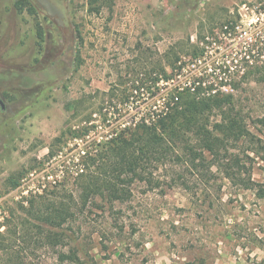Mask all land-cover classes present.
Wrapping results in <instances>:
<instances>
[{
	"label": "rangeland",
	"instance_id": "374dc122",
	"mask_svg": "<svg viewBox=\"0 0 264 264\" xmlns=\"http://www.w3.org/2000/svg\"><path fill=\"white\" fill-rule=\"evenodd\" d=\"M250 53L264 63V0H0V220L75 189L80 157L139 121L158 87L234 75L238 89L220 88L264 120V85L243 76ZM176 169L160 167L129 201H78L63 231L83 264H264V198L218 171L187 189ZM253 178L264 182V160Z\"/></svg>",
	"mask_w": 264,
	"mask_h": 264
},
{
	"label": "trees",
	"instance_id": "16d2710c",
	"mask_svg": "<svg viewBox=\"0 0 264 264\" xmlns=\"http://www.w3.org/2000/svg\"><path fill=\"white\" fill-rule=\"evenodd\" d=\"M249 56L252 63L242 58L249 65L244 78L264 85V63L254 53ZM162 72L175 80L164 67ZM233 76H193L164 91L158 87L157 104L139 121L111 127L103 141L80 157L75 189L45 191L5 209L0 264H83L63 231L76 215L78 201L83 206L98 198L129 201L134 185L154 187L155 171L167 164L178 165L172 182L187 189L192 183L209 184L218 171L264 198V182L253 178L256 160H264V138L253 127L261 119L245 115L235 94L220 88L238 89ZM21 80L25 86L34 82L28 76Z\"/></svg>",
	"mask_w": 264,
	"mask_h": 264
},
{
	"label": "flooded vegetation",
	"instance_id": "af4514ba",
	"mask_svg": "<svg viewBox=\"0 0 264 264\" xmlns=\"http://www.w3.org/2000/svg\"><path fill=\"white\" fill-rule=\"evenodd\" d=\"M26 76H28L29 77V75H26ZM31 77V76H30ZM0 102L2 103V101L0 100Z\"/></svg>",
	"mask_w": 264,
	"mask_h": 264
}]
</instances>
